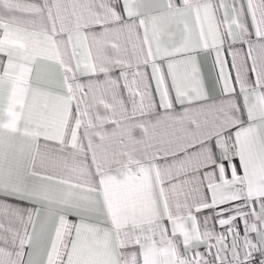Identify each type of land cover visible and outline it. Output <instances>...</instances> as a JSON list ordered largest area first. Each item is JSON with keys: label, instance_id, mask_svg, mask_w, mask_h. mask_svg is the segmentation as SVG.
Returning a JSON list of instances; mask_svg holds the SVG:
<instances>
[{"label": "snow or ice", "instance_id": "6c2138e0", "mask_svg": "<svg viewBox=\"0 0 264 264\" xmlns=\"http://www.w3.org/2000/svg\"><path fill=\"white\" fill-rule=\"evenodd\" d=\"M0 264H264V0H0Z\"/></svg>", "mask_w": 264, "mask_h": 264}]
</instances>
